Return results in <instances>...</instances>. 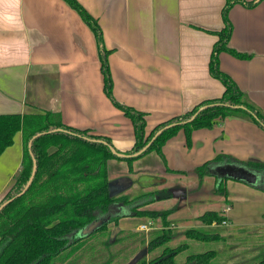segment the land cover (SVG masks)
<instances>
[{
  "label": "crops",
  "instance_id": "crops-1",
  "mask_svg": "<svg viewBox=\"0 0 264 264\" xmlns=\"http://www.w3.org/2000/svg\"><path fill=\"white\" fill-rule=\"evenodd\" d=\"M78 1L98 20L106 47L112 51L109 61L115 97L147 115V134L158 124L223 96L225 87L211 76L209 63L219 39L214 33L224 27L226 0ZM229 17L234 27L229 46L253 57L242 60L222 53L220 67L264 114V1L252 8L236 4ZM46 111L59 113L67 126L111 138L122 150L134 144L131 120L104 92L97 43L80 15L64 0H0V115ZM23 152L24 139L19 132L13 145L0 156V194L20 172ZM163 154L162 166L155 165L153 154L131 166L125 161H110V185L116 191L111 194L117 197L135 187L146 193L168 190L167 183L160 185L161 177L181 184L183 179H190L199 187L192 171L218 154L241 161H264V129L245 118L229 116L218 120L212 129L194 131L190 148L184 131H180L165 144ZM167 168L186 174L167 173ZM258 175L256 185L235 181L262 195L252 204L263 208L261 216L246 222H234L229 217L236 199L229 187L233 180L204 178L203 183L211 179L215 186L221 183L224 187L225 195L219 196L224 201L222 211H217L227 217V223L220 228L260 229L264 233V191L256 187L264 183V176ZM170 194L171 198L147 207L175 200L174 189ZM192 195L194 203L203 199L199 191ZM187 210L193 211L191 205ZM132 218L120 219L117 233L126 226L139 230L151 221L144 217L145 222L139 225L125 223ZM184 219L190 221L187 215ZM194 222L187 227L204 226L200 220Z\"/></svg>",
  "mask_w": 264,
  "mask_h": 264
},
{
  "label": "trees",
  "instance_id": "trees-1",
  "mask_svg": "<svg viewBox=\"0 0 264 264\" xmlns=\"http://www.w3.org/2000/svg\"><path fill=\"white\" fill-rule=\"evenodd\" d=\"M64 1L92 30L104 78V92L113 105L133 124L134 144L124 153L132 155L141 151L157 132L161 130L162 132L142 155L121 158L111 151L109 147L113 145L111 138L67 126L59 113L46 111L24 115H0V156L13 145L17 133L21 132L24 139L21 170L10 190L0 201L1 206L13 199L0 211V264H76L75 260L89 238L107 233L110 223L118 225L119 220L125 217L161 219L163 226L168 227L170 224L168 217L175 212V208L157 211L143 207L171 198L172 195L162 196L166 190H157L134 198L129 195L113 196L110 191V161H125L131 166L134 161L155 154L165 162L163 147L180 131H184L186 145L190 148L194 131L212 129L218 120L229 116L245 118L264 129V114L249 100L237 82L220 67L222 53L242 60L253 57L229 46L234 30L229 17L230 11L236 4L252 8L264 0L258 2L226 0L222 11L224 27L214 33L219 39L213 47L209 63L211 76L221 81L225 87L223 96L202 102L191 111L158 124L149 135L146 131L147 115L118 101L114 95V80L109 61L112 51L106 47L104 33L98 20L78 0ZM193 116L194 119L189 121ZM33 159L37 163L33 182L23 195L18 196L32 174ZM223 164L242 166L264 176V161H241L227 154H218L192 172L198 176L200 185L206 176L247 183L229 177L220 178L216 169ZM166 172L186 174L169 168ZM256 187L264 191L263 182ZM215 193L225 195L221 183L216 185ZM121 207L123 209L119 210ZM104 218L107 221L94 232L87 236L80 235L88 225ZM199 220L206 225L213 223L217 225L188 229L184 231L188 239L206 243L226 239L219 227L227 221L223 213L217 210L207 211ZM172 239V234L162 232L150 240L149 246L163 248ZM189 248L188 242L176 248L166 246L161 255L149 262L143 259L139 264H177V256ZM261 253L258 264H264V253L262 251ZM217 257L216 251L189 253L185 257V264H217Z\"/></svg>",
  "mask_w": 264,
  "mask_h": 264
},
{
  "label": "rangeland",
  "instance_id": "rangeland-1",
  "mask_svg": "<svg viewBox=\"0 0 264 264\" xmlns=\"http://www.w3.org/2000/svg\"><path fill=\"white\" fill-rule=\"evenodd\" d=\"M153 155L156 163L155 165L162 166V159L155 154ZM156 173L158 174L159 172ZM8 175L9 174L7 173V176ZM15 178L16 177H14L8 187L1 192L0 201L14 184ZM166 180V177H163V179L161 177L160 179V185H166L167 183L165 187L168 189L166 191H163L162 189V196H168L170 191L174 189L175 200L157 203L151 207L146 206L143 207V209L159 211L175 208V212L168 217L170 221L168 227L163 226L161 219H150L151 221H147V223H152L150 224L148 230L139 231L128 225L129 227L126 226L124 227L123 231L117 233L119 223L115 226L110 223L108 225L107 233L96 234L92 238H89L86 246L79 252L75 260L76 264H139V262L143 259L149 262L151 259L161 255L163 253L164 247L169 246L176 248L185 242L190 244V248L186 252H183L177 256V264H185V257L189 253H202L207 251H216L218 253V257L216 259L217 264H258L262 256L261 251L264 253V240L261 239L264 237V233L260 229H252V231H249L250 228L236 230L232 228L229 229L221 227L222 234L226 235V239L212 243L200 242L197 240L192 241L184 234V231L188 229L209 227L210 225L206 224H204L203 227L194 226L188 228L187 226L196 224L194 220H199L198 216H201L207 211L222 209L224 201L220 200V194L215 193L216 186L214 180L209 179L208 182L205 181V183L199 185V187L197 186L196 181L191 184L190 179H183L184 184L177 183V181H175L176 179H174V181L170 179H168V181ZM2 181L3 178L0 179V185L2 184ZM157 181L159 183V179H157ZM235 181L236 180H233L229 183L230 191L233 193V196L236 197L232 203L233 211L229 217L234 222L258 220L263 208L252 204H256L254 203L255 197L262 196L261 193L253 191L250 189L251 187L249 185H247L248 187L246 188L240 187L239 185H236ZM159 187L163 188L162 186ZM111 191L113 194L116 193L113 188ZM196 191L201 192L203 201H196L197 203H194L195 198L192 199V194H194ZM143 193L146 192L144 190H140L138 187H135L128 193L122 195H129L134 198L136 196L142 195ZM188 197L190 198L187 199L186 202H183L182 204L178 202L181 198ZM207 200H209V203ZM184 204L186 206H184ZM190 205L191 208H193V211H191L192 213L187 210V207ZM252 206L257 207L253 208ZM177 211L178 213H176ZM186 215L190 221H186L184 219ZM142 222H145V220L139 217H133L132 219L125 221L126 224L132 223L133 225H139ZM162 232L172 234L173 239L167 242L163 248H151L149 246L150 240L154 239L159 234L161 235ZM251 233L252 237H254L253 239L250 235ZM256 234L257 236L255 237Z\"/></svg>",
  "mask_w": 264,
  "mask_h": 264
},
{
  "label": "water",
  "instance_id": "water-1",
  "mask_svg": "<svg viewBox=\"0 0 264 264\" xmlns=\"http://www.w3.org/2000/svg\"><path fill=\"white\" fill-rule=\"evenodd\" d=\"M194 117L195 116H193V118L190 119L189 121L193 120ZM58 130H60V129H58ZM161 132H162V130L159 131V132H157L155 134V136L152 138V140L141 151H139L137 153H134L132 155L125 154L124 152L127 151V150H122L120 148L119 144H117L116 142H113V145H109V147H110L111 151L115 155H117L118 157H121V158L138 157V156L142 155L148 149V147L151 145V143L156 139V137ZM103 143L106 144L105 142H103ZM29 147L31 148V143L29 144ZM36 169H37V163H36V160L33 159V170H32V174H31V176H30V178H29V180H28L25 188L23 189V191L18 196L23 195L28 190V188L30 187V185L33 182L34 176L36 174ZM216 171H217V174H218L219 177L234 178V179H238V180H241V181H245V182H247L249 184H252V185L258 184L259 183V180H260V176L258 174L250 171L249 169H247L245 167L237 166V165H234V164H226V165H223V166H219V167H217ZM110 191H111V185H110ZM12 200L13 199H10V200L6 201L4 204H2L0 206V211L7 204H9ZM106 221H107L106 218L101 219V220L94 221L93 223H91L90 225H88L86 228H84L80 232V235L87 236V235L91 234L96 229H98L100 226H102Z\"/></svg>",
  "mask_w": 264,
  "mask_h": 264
},
{
  "label": "built area",
  "instance_id": "built-area-1",
  "mask_svg": "<svg viewBox=\"0 0 264 264\" xmlns=\"http://www.w3.org/2000/svg\"><path fill=\"white\" fill-rule=\"evenodd\" d=\"M226 223H227V222H224L223 225H225ZM150 224H151V222H150V223H147V224H143V225H141L140 228H139V230H140V231L148 230L149 227H150ZM214 224H216V223H214Z\"/></svg>",
  "mask_w": 264,
  "mask_h": 264
}]
</instances>
